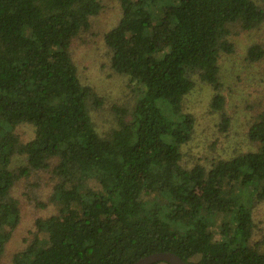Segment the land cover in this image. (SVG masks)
Segmentation results:
<instances>
[{"label":"trees","instance_id":"trees-1","mask_svg":"<svg viewBox=\"0 0 264 264\" xmlns=\"http://www.w3.org/2000/svg\"><path fill=\"white\" fill-rule=\"evenodd\" d=\"M115 2L107 65L135 97L112 107L116 127L101 136L90 111L103 101L81 81L71 45L102 1L0 0V264L22 219L14 191L39 190L42 175L46 202L31 201L52 213L35 219L9 264H133L161 252L191 264H264L251 207L264 201V109L246 130L254 150L190 168L181 151L195 128L183 112L195 80L211 89L209 108L227 131L219 64L235 54V36L264 26V0ZM263 59L262 44L247 47L248 64Z\"/></svg>","mask_w":264,"mask_h":264},{"label":"rangeland","instance_id":"rangeland-1","mask_svg":"<svg viewBox=\"0 0 264 264\" xmlns=\"http://www.w3.org/2000/svg\"><path fill=\"white\" fill-rule=\"evenodd\" d=\"M101 1L105 11L93 19L90 31L80 34L72 42L71 53L81 81L92 87L103 101L99 109L90 111L96 132L103 136L116 127L112 107L117 105L130 108L135 94L132 93L126 76L108 69L109 53L102 38L117 22L119 12L115 0ZM233 41L236 45L235 54L223 56L219 64L221 93L225 101L224 112L230 117V125L226 132H220V114L211 112L209 108L211 89L195 80L194 89L183 102V112L190 113L195 118L192 139L181 150L185 167L190 168L195 164L208 167L215 160L228 159L254 150V146L247 140L246 130L255 114L264 109V59L260 63L248 64L244 57L249 45L260 43L264 46V26L259 30L239 34ZM16 132L22 141H28L33 136L32 128L27 125L19 126ZM21 163L17 159L13 162V167ZM34 181L39 185V190H25L21 186L20 190L14 191L22 205V219L7 244L1 264H9L12 254L24 246L22 239L28 237V231L33 230L35 219L52 213V207L36 210L31 201L35 198L46 202V195L50 190V186H47L48 177L42 175L41 179L35 178ZM251 207L255 226L252 244L261 243V248L264 249V201L257 202L251 198ZM211 231L214 238L219 239L218 227H211Z\"/></svg>","mask_w":264,"mask_h":264},{"label":"water","instance_id":"water-1","mask_svg":"<svg viewBox=\"0 0 264 264\" xmlns=\"http://www.w3.org/2000/svg\"><path fill=\"white\" fill-rule=\"evenodd\" d=\"M159 262H164L167 264H191V263L183 261L181 258H179L175 254H172L170 252H161V253L151 254V255L138 259L133 264H155Z\"/></svg>","mask_w":264,"mask_h":264}]
</instances>
